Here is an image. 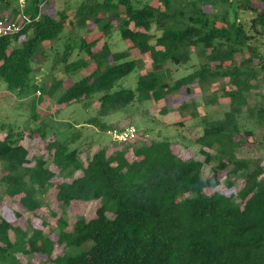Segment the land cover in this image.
<instances>
[{"label":"trees","instance_id":"obj_1","mask_svg":"<svg viewBox=\"0 0 264 264\" xmlns=\"http://www.w3.org/2000/svg\"><path fill=\"white\" fill-rule=\"evenodd\" d=\"M45 1L27 0L31 24L0 38V79L7 91L19 98L53 93L61 81L47 90L32 79L35 56H45L41 45L58 40L67 26L89 32L92 24L108 37L114 20L128 50L112 52L104 42L93 51L101 37L87 41L80 36L55 55L53 67L60 65L66 75L87 70L59 96L58 105L79 103L87 109L97 102L96 117L85 123L92 125L133 102H165L184 88L189 93L194 84L204 92L222 79L231 89L221 86L204 105L226 99L228 110L222 120L204 119L195 140L203 161L181 158L167 139L132 142L112 153L99 149L83 161L74 146L79 132L50 140L48 162L41 156L31 160L22 145L23 131L9 128L0 138V203L3 196L17 199L35 216L45 204L43 197L54 189L61 210L79 202L96 201L98 207L92 218L78 216L72 223L62 212L55 239L0 216V264H23L21 258L34 255L50 264H264V166L258 158L237 155L255 130L264 128V96L248 101L257 88L252 82L264 81V0L256 5L252 0H156V5L140 7L132 0H83L71 17L66 11L42 13ZM16 13L17 0H0V18ZM244 13L251 17L242 19ZM75 49L86 57L70 60ZM130 50L149 65L134 90L118 85L139 65L129 58ZM193 53L198 66L172 84L166 82L169 66L188 63ZM41 101L30 102L33 121H39ZM243 108L251 129L238 124ZM34 134L45 139L42 128L27 133ZM204 166L211 170L208 179L202 175ZM221 172L225 185L237 190L207 193L220 185ZM57 248L61 252L54 255ZM75 248L82 249L71 254Z\"/></svg>","mask_w":264,"mask_h":264},{"label":"rangeland","instance_id":"obj_2","mask_svg":"<svg viewBox=\"0 0 264 264\" xmlns=\"http://www.w3.org/2000/svg\"><path fill=\"white\" fill-rule=\"evenodd\" d=\"M81 1L83 0H46L41 7V11L44 14H50L52 16H57L58 11H66L71 17ZM132 1L133 4L138 7L146 3L156 5V0ZM252 2L256 5V0H252ZM241 17L242 19L248 20L251 15L244 13ZM112 24L113 29L108 37L103 38L100 36L97 28L92 24L88 25L89 32L86 30L71 29L67 26L58 40L51 43L44 42L41 45L45 50V56H42L41 53L35 56L32 79L39 88H45L47 90L61 81L60 87L54 90L53 93L49 91L44 96L34 94V96L30 95L26 98H19L15 92L7 91L5 83L0 79V138L9 128H13L15 131H23L25 137L22 140V145L28 151V158L32 160L35 157L41 156L48 162L50 158L46 146L50 140L53 138L63 140L70 137L74 132H79V139L74 146L80 150V158L85 161L99 149H107L108 153H112L114 150L132 145L113 143L106 131L131 124L136 127L139 133V138L135 143L141 141L148 143L153 140L167 139L171 142L174 152L181 158H193L203 161L204 158L200 154L201 147L195 143V140L202 133L204 119L209 121L216 119L222 120L224 118V113L228 110V101L226 99H220L219 105L207 106L204 105L205 98L207 99L212 93L218 91L217 89L221 86H227L228 89H231V86L226 83V80H218L216 84L204 89V92L201 91L196 84L191 85L189 87V93L185 91L184 88L161 103H154L153 101H145L142 103L133 102L128 107L114 114L105 116L101 118L99 122L93 123L92 125L85 123L96 117L97 102H94L87 109L79 103H71L64 106H60L56 103L65 89L87 74V70H81L77 73L66 75L62 72V67L60 65L53 67L55 55H61L64 44L72 41L77 42L80 36L85 37L87 41L95 37H101L98 46L93 51L99 50L104 42L108 44L112 52L128 50L129 45L126 41L121 39L117 30V24L114 20H112ZM56 52H58V54H56ZM129 54V58L137 59L139 65L133 73L122 79L118 85L122 88L134 90L136 88L138 76L146 73L149 69V65L146 58L138 54L136 50H130ZM81 57H86V54L75 49L70 60H76ZM240 59V56L236 57V60ZM199 62L200 59L193 53L188 63L178 66H169L170 71L167 72L165 78L166 82L172 84L175 80L189 74L198 66ZM93 67L94 66L91 65L89 70H92ZM252 83L257 88L251 91L248 99L250 104L255 103V95L262 94L264 96L263 79L259 78ZM34 98L35 100L38 98L42 100L36 108L39 121H33L30 117L33 110L30 107V102ZM184 105L186 108L180 110L179 108ZM244 110L243 108V114L240 116L238 124L241 129L242 127L251 129L252 123L246 118L247 116ZM100 125L105 126V130L100 129ZM36 128L45 130V139L39 137L38 134H34L30 137L27 135L29 130ZM241 137L240 134L236 135L238 139ZM249 140L250 141L245 143L243 147L237 149L238 157L258 158L264 166V128L256 129L254 138ZM202 175L204 179L211 177L209 166H204ZM217 178L220 180V185L215 189L207 190V193L217 191L228 194L237 190V187L229 188L225 185V172L219 173ZM1 194L2 189H0V195ZM54 194V189H50L43 197L44 206L41 210L36 212L35 216L31 215L20 206L17 199H10L3 196L0 203V216L22 228L31 226L33 228L42 229L45 233L49 234L50 238L55 239L57 217H59L62 212L64 213V218L72 223L78 216H84L86 219L92 218L96 207H98L96 201L91 203L79 202L61 210L56 203ZM10 237L13 238L12 233H10ZM81 249L82 248H75L71 251V254H76L80 252ZM60 252L61 250L57 248L54 255L60 254ZM26 260H30L32 264H50L45 257L40 255H34L28 259L21 258L23 264L26 263Z\"/></svg>","mask_w":264,"mask_h":264},{"label":"built area","instance_id":"obj_3","mask_svg":"<svg viewBox=\"0 0 264 264\" xmlns=\"http://www.w3.org/2000/svg\"><path fill=\"white\" fill-rule=\"evenodd\" d=\"M26 6L27 0H17L16 15L0 18V38L15 35L31 24L32 19L25 14ZM38 17L39 15L35 18V20H37ZM107 134L113 143L120 145L130 144L139 138V133L136 127L131 124L121 128L109 129Z\"/></svg>","mask_w":264,"mask_h":264},{"label":"crops","instance_id":"obj_4","mask_svg":"<svg viewBox=\"0 0 264 264\" xmlns=\"http://www.w3.org/2000/svg\"><path fill=\"white\" fill-rule=\"evenodd\" d=\"M143 136H145V135H143Z\"/></svg>","mask_w":264,"mask_h":264}]
</instances>
